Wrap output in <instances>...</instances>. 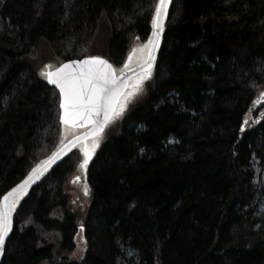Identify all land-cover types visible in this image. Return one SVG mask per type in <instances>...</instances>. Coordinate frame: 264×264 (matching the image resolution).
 <instances>
[{
  "label": "trees",
  "instance_id": "16d2710c",
  "mask_svg": "<svg viewBox=\"0 0 264 264\" xmlns=\"http://www.w3.org/2000/svg\"><path fill=\"white\" fill-rule=\"evenodd\" d=\"M156 4H0V201L63 137L42 65L91 50L121 68ZM92 143L86 167L73 150L17 204L1 264H264V0H173L151 77Z\"/></svg>",
  "mask_w": 264,
  "mask_h": 264
},
{
  "label": "water",
  "instance_id": "95a60500",
  "mask_svg": "<svg viewBox=\"0 0 264 264\" xmlns=\"http://www.w3.org/2000/svg\"><path fill=\"white\" fill-rule=\"evenodd\" d=\"M172 1L173 0H169V3L161 16V27L158 29L154 28L152 23V31L147 42L142 44L138 48L133 49L131 54L127 57V60L124 65L119 69H115L114 66L105 57L100 55H88L82 58L70 59L62 63H57L56 61H48L42 65L41 73L45 76L46 81L50 85L55 87L59 92L60 123L63 129V137L61 138L60 142L56 145L55 149L51 152V154L33 168L37 169V172L33 173L32 176L28 179L26 186H22L15 192L12 191L13 189L17 188V185H21V182L25 181L26 177H29V173H32L33 169L24 177L21 182H19L16 186L6 192L1 198V201H3L5 196H7V204L10 207V228L4 236V242L0 244V264L4 256L6 243L12 230L13 214L17 207V204L21 201V199H23L27 195L29 190L35 184H37L41 178L48 174L52 168L59 164V162L72 150L78 149L84 155L85 149H87L89 146L91 148L94 144L92 143L94 140L99 142L100 136L104 135L106 129L112 124L115 117L120 114L122 110L125 109L127 103L130 102L131 98L138 92L139 88L143 87L146 81L151 77L153 73L154 62L158 50L160 48V43L162 40L167 15ZM155 14L156 8L154 15ZM87 57H101L103 60H106L112 66L114 74L119 78L121 85L120 94L115 101L116 114L112 116L108 120V122L104 124L103 128L99 131L96 130V125L94 123H90L85 120L77 121L75 124L65 123L63 120H61V116L64 114L65 111L61 107V102L64 97L61 93L60 87L57 83H55V76H53L51 80L48 78L49 72L56 73V71L58 69H61V66L65 64L68 65V68L63 69L64 72L79 73L80 65L75 62L83 61ZM97 119L103 120V113H101L99 117L93 116V120ZM73 129H76L78 133H76L72 137H67V134H69Z\"/></svg>",
  "mask_w": 264,
  "mask_h": 264
},
{
  "label": "snow or ice",
  "instance_id": "6c2138e0",
  "mask_svg": "<svg viewBox=\"0 0 264 264\" xmlns=\"http://www.w3.org/2000/svg\"><path fill=\"white\" fill-rule=\"evenodd\" d=\"M168 3L169 0H157L156 14L152 20L154 28L161 27L160 19ZM75 63L80 65L79 73L64 72L63 69L68 68L67 64L62 65L56 73H48L50 80L55 76V83L60 87L64 97L61 107L65 111L61 120L72 124L85 120L94 123L96 130L99 131L116 114L115 101L120 94L121 87L119 78L115 76L112 66L101 57H87ZM101 113H103V120H93V116L99 117ZM89 159V151L85 149L84 159L80 166L86 167ZM36 172L37 169H33L29 177H26L25 181H22L21 185H17V188L12 191L15 192L22 186H26L28 179ZM9 210L7 196H5L4 200L0 201V244L4 242V236L10 228Z\"/></svg>",
  "mask_w": 264,
  "mask_h": 264
},
{
  "label": "rangeland",
  "instance_id": "374dc122",
  "mask_svg": "<svg viewBox=\"0 0 264 264\" xmlns=\"http://www.w3.org/2000/svg\"><path fill=\"white\" fill-rule=\"evenodd\" d=\"M3 1L4 0H0V4ZM101 24H102L101 29H100L99 34L97 36V40L95 41L97 47L100 45H106L105 41L107 39V26L104 23H101ZM89 54H94V53L90 50L88 52V55ZM253 163H254L253 168L255 170L256 177H257V180H256L257 186L260 189L263 185L262 183H263V179H264L263 178V174H264L263 172L264 171L260 166L257 165L256 162H253ZM77 177L79 179H77ZM83 179H84L83 175L76 173V175L71 176V178L69 180L68 187H66L67 192H68L69 196L71 197L74 210H76L79 213V215L82 216V218L84 216V211H85V209L83 207L89 203V200H90L89 197H90V193H91L90 187H89L87 181H85ZM262 198H263V195L260 196V194H259L258 198H257V203L259 205V208L261 207L260 203L263 204L262 202H264V200ZM81 208H83V209H81Z\"/></svg>",
  "mask_w": 264,
  "mask_h": 264
}]
</instances>
